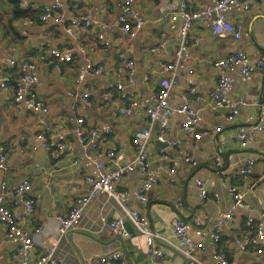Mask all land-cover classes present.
Returning a JSON list of instances; mask_svg holds the SVG:
<instances>
[{"label": "crops", "instance_id": "0c3cea01", "mask_svg": "<svg viewBox=\"0 0 264 264\" xmlns=\"http://www.w3.org/2000/svg\"><path fill=\"white\" fill-rule=\"evenodd\" d=\"M52 1L0 0V73L14 72L9 65L11 58L37 62V91L50 106L47 114L30 108L19 111L13 102L14 89L0 90V138L9 156L7 169L0 168V186L3 181L14 186L29 180L31 190L28 195L36 199L35 211L24 221V228L33 232L37 227H44L45 233L56 232L55 216L68 213L76 198L87 191V174L97 175L95 162L86 156L88 148L69 134L78 119L85 118L84 131L91 144L89 132L92 127L113 129L112 134L96 139L97 150L107 162L109 151L116 147L123 155L119 165L124 166L136 153L133 145L136 130L148 124L146 108L153 103V93L162 78L173 77L175 84L170 92V103L176 106L191 101L192 107L202 116L198 130L217 127L221 130L196 141L183 134L182 123L186 117L175 114L171 127L165 132L169 141L178 142L174 145L158 140L162 130L155 124L148 145V165L158 177V185L148 201L136 196L144 181L140 171L128 173L118 187L125 191V204L137 209L147 226L156 233V244L164 251L161 264H189L185 249L173 232L177 216L189 223V235L194 241L206 242L204 249L194 253L197 259L194 264H213L214 251L207 246L206 232L221 213L233 206L229 187L236 185L246 192V201L255 207L252 212L255 219H260L264 213V132H259L246 147L238 138L240 132L248 131L258 122L259 104L264 96V69L250 75L239 71L229 74L227 95L232 99L242 97L247 100V105L219 109L210 104L219 79L215 60L237 51L252 58L264 57V0H238L227 9L230 20L243 28L240 39L233 35H217L209 25H195L190 34L188 67L174 74L163 72L160 61L175 60L182 20L172 18L170 12L161 9L163 0H135L134 13L143 22L135 37L125 33L119 22L122 0H63L66 17L80 15L89 7L93 9L91 27H77L72 35L66 31L65 23L56 18L46 22L39 20L42 6ZM188 1L193 9L218 2ZM15 3L36 10V15L14 17ZM246 4H249L248 8ZM100 34L108 41L107 45L102 44ZM79 46L85 50H78ZM54 48L72 54L73 60L56 69L52 55ZM122 53L135 63L136 71L132 77L121 58ZM87 62L103 64L104 69L79 82L78 71ZM118 84L124 86L122 92L129 98L138 101L127 114L120 112L128 101L121 100ZM191 87L197 89L200 99L190 92ZM87 91L90 95L85 98ZM108 91L115 92V100H109ZM228 115L233 118L227 120ZM47 125L52 126L51 137L65 146L56 158H52L37 139L38 133ZM218 155L223 158V175L218 173L215 160ZM186 156H193L196 163L185 162ZM249 157L259 159L253 172L245 178L240 169ZM174 161L179 164L175 172L170 173ZM198 181L206 184L207 200L201 198ZM215 192L219 194L218 198L214 197ZM177 201L183 202L182 209L176 207ZM121 213V205L101 192L85 210L78 228L62 238L58 253L68 264H90L92 258L119 249L130 264H151L143 238L137 239L131 234L124 238L119 231L102 225V216L112 220ZM249 213L246 208H237L223 228L219 247L226 252L230 264H264V252L258 254L251 245L241 250L236 242L237 238L247 240L250 236L246 226ZM198 230H202V236L197 234ZM41 239L48 244L44 234ZM16 247L7 235V225L0 221V264H21L19 258H13ZM38 253L39 250L31 264Z\"/></svg>", "mask_w": 264, "mask_h": 264}, {"label": "built area", "instance_id": "2783aa9c", "mask_svg": "<svg viewBox=\"0 0 264 264\" xmlns=\"http://www.w3.org/2000/svg\"><path fill=\"white\" fill-rule=\"evenodd\" d=\"M93 1V0H89ZM122 14L119 22L122 30L128 33L131 37L137 36L139 30L143 26V22L139 20L134 13L135 0H122ZM238 2V0H218L213 6H204L199 9H193L189 6L188 0H163L160 3L161 9L164 12H170L172 18H181L182 22L179 26V42L175 51V60L172 62L160 61V66L163 72L174 74L176 71L186 69L188 67L190 34L195 25H209L213 32L217 35L226 36L233 35L236 39H240L243 34V28L237 23H234L227 15V9ZM246 8L249 4H246ZM93 9L89 7L88 10L80 15L72 14L67 16L64 13L63 0H53L48 4L42 6V12L39 15V20L42 22L49 21L56 18L66 25V31L69 34L75 33V28L84 27L90 28L94 20ZM103 45H107L108 41L103 34L99 35ZM78 50L84 51L85 47L79 46ZM53 65L56 69H61L64 62L73 60L70 53H66L58 48L52 49ZM121 58L129 70L130 77L135 74V63L126 58L122 53ZM214 66L219 72V79L212 95L210 102L214 108H230L235 109L238 106L247 105L246 99L240 97L239 99L230 98L226 89L230 81L229 74L233 71H239L244 75H250L254 72H259L264 69V57L252 58L249 54L243 51H237L229 54L226 57L215 60ZM9 65L14 72L0 73V90L14 89L13 102L19 111L27 108L33 109L35 112L47 114L50 112V106L39 96L37 91V84L39 81V65L34 61H18L15 58L9 59ZM104 69L103 64L95 65L92 62H87L80 67L78 71V80L82 82L89 75L100 74ZM193 72V70H189ZM175 84L173 77H164L160 81L159 88L153 93V103L146 108L148 114V124L136 130L133 137V145L136 147V153L129 160V162L121 166L119 161L123 155L119 153L116 147H113L108 153V161L102 160L103 154L97 150L98 143L96 139L103 138L113 133L112 128L106 127H92L90 129V136L93 140L92 144L89 142L84 131L85 118L80 117L77 125L69 130V134L78 138L89 151L86 156L93 160L96 164L97 175L93 176L87 174L85 180L88 183L87 191L78 196L72 204L70 210L66 214H58L55 216L57 230L54 233H45L44 227H37L33 232H29L24 228V221L28 219L35 211L36 199L28 195L31 190V183L29 180H24L17 185L11 186L7 181H3L0 186V221L7 225V235L10 240L17 244L16 251L13 258H19L21 264H31L33 256L37 250L39 253L35 257L34 264H68L63 256L58 253V248L62 238L71 231L78 228V225L84 215L85 210L89 204L101 193L105 192L109 197L115 199L122 208V213L116 218L109 220L106 216L101 217L102 225L114 231H119L122 237H129L130 233L125 228V222L129 221L135 228L137 234L136 238H143V244L147 248V253L151 257V264H161V258L164 256V251L156 244V233L147 226L144 217L139 211L127 204H125V191H123L118 184L122 183L128 173L140 171L144 175V181L141 189L136 196L142 201H148L152 190L158 185L159 179L153 171L149 169L148 145L155 124L161 127L162 134L158 136V140L163 143H173L177 145V141H169L165 136V132L172 125V118L175 114L185 116L182 123V131L184 136L191 137L196 141L201 140L204 136L211 135L221 130L220 127L216 129H197V124L200 123L202 116L199 110L192 107L191 101L186 100L176 106L170 103V92ZM117 89L121 91V100L128 101L127 104L121 107V114H127L131 108L138 105V101L129 98V96L122 92L124 86L117 85ZM190 92L195 98L200 99L197 95L195 87L190 88ZM90 95V91L85 93V98ZM110 101L115 100V92H106ZM260 113L258 122L250 126V129L238 134L239 141L242 146L246 147L255 140L259 132H264V96L259 104ZM233 116L228 115L227 120L232 119ZM52 126L47 125L43 131L39 132L37 139L49 151L52 158L58 157L59 152L65 148L64 144L55 141L51 137ZM91 150H95L94 153ZM8 150L0 138V168L7 169ZM259 157H249L245 164L241 167L240 173L245 177L253 172L255 163ZM216 165L218 173L225 174L222 168L223 158L218 155L216 158ZM184 161L190 164H195L196 160L193 156H186ZM115 164V168L109 166ZM178 161H174L170 173H174ZM197 186L200 188L202 200L209 198V191L204 181H198ZM229 193L233 199V206L227 212L221 213L219 219L207 229L208 247L214 251L213 264H230L229 258L223 249H220L219 244L222 239L223 228L233 218L234 211L237 208H246L249 210V215L246 219V226L250 231V236L247 240L237 238L241 250H246L248 246H253L258 254L264 252V213L260 219H255L252 212L255 207L246 201V192L241 190L236 185L229 187ZM215 198L219 194L215 192ZM178 209L183 208V202L177 201L175 203ZM189 223L181 216H177L173 222V232L176 235L179 244L185 249V254L189 259V264L197 262L194 253L196 250L205 248V241H194L189 235ZM45 235L48 244L42 241L41 236ZM199 236L203 235L202 230H198ZM206 246V247H207ZM90 264H130L122 250H114L105 254L98 255L89 261Z\"/></svg>", "mask_w": 264, "mask_h": 264}, {"label": "trees", "instance_id": "16d2710c", "mask_svg": "<svg viewBox=\"0 0 264 264\" xmlns=\"http://www.w3.org/2000/svg\"><path fill=\"white\" fill-rule=\"evenodd\" d=\"M35 11L32 8H22L17 3L14 5V17H34L36 15Z\"/></svg>", "mask_w": 264, "mask_h": 264}, {"label": "water", "instance_id": "95a60500", "mask_svg": "<svg viewBox=\"0 0 264 264\" xmlns=\"http://www.w3.org/2000/svg\"><path fill=\"white\" fill-rule=\"evenodd\" d=\"M125 228L127 229V231L132 235V236H135L137 234L135 228L132 226V224L127 221L125 223Z\"/></svg>", "mask_w": 264, "mask_h": 264}]
</instances>
